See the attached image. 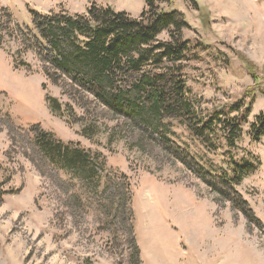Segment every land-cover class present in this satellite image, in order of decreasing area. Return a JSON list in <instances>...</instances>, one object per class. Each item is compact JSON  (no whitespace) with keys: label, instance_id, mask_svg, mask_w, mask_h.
Returning <instances> with one entry per match:
<instances>
[{"label":"rangeland","instance_id":"obj_1","mask_svg":"<svg viewBox=\"0 0 264 264\" xmlns=\"http://www.w3.org/2000/svg\"><path fill=\"white\" fill-rule=\"evenodd\" d=\"M93 2L134 17L147 8L146 0H0V7L37 32L33 11L83 13ZM159 4L164 11H181L189 24L183 37L195 54L184 63L191 124L214 120L209 145L192 134L184 119L166 121L163 135L78 97L79 104L88 105L90 120L100 125L94 137L83 136L68 106L73 105L78 119L83 109L47 79L34 50L0 31L14 69L0 80V264H134L125 235L117 239L99 229L94 213L82 217L65 201L61 205L54 184L40 175L30 157L34 151L26 132L35 125L65 142H81L101 153L109 169L129 176L140 264H264V137L255 141L252 134L264 112V0ZM158 39L169 40V33ZM12 56L29 66L15 69ZM0 68L5 69L1 59ZM254 86L251 95L247 90ZM48 96L62 103L63 117L54 112ZM246 109L250 113L232 147L224 122L233 127ZM12 131L14 142L9 138ZM178 149L195 159L202 176L195 166L178 160ZM237 166L256 169L236 188L260 224L249 225L241 211L232 209L230 199L216 202L218 195L208 185L207 179L216 183L223 176L234 177Z\"/></svg>","mask_w":264,"mask_h":264},{"label":"trees","instance_id":"obj_2","mask_svg":"<svg viewBox=\"0 0 264 264\" xmlns=\"http://www.w3.org/2000/svg\"><path fill=\"white\" fill-rule=\"evenodd\" d=\"M159 1L146 0L147 8L139 17L96 2L83 13L60 9L46 14L33 11L37 32L15 22L10 11L0 7V31L10 38L19 37L22 45L34 50L47 79L83 109V116L78 119L73 105L68 106L75 117L73 123L80 124L83 136L94 137L100 125L98 120H90L88 105L79 104L78 97L87 104H100L115 117L139 121L163 135H167L166 121L184 119L192 134L209 145L215 134L214 120L191 124L193 108L188 99L184 63L194 59L195 54L183 37L189 24L181 11H164ZM165 31L170 39L160 41L158 38ZM0 47L6 49L4 34H0ZM20 65L29 66L16 63ZM248 66L257 78L255 68ZM256 88L250 87L247 92L253 95ZM47 100L54 112L63 117V105L58 98L48 96ZM249 113L246 109L244 118L238 117L233 127L224 122L227 127L224 129L230 134L227 140L230 146H237L242 123ZM258 121V129L252 130L255 141L264 137V112ZM15 133L9 132L10 141H15ZM26 135L33 146L31 160L40 175L54 184L61 205L65 201V205L75 207L82 217L94 213L99 229L117 239L121 233L125 235L129 249L134 251L133 263L140 264L129 176L109 169L101 153L85 148L81 142H65L41 125L33 126ZM177 151L178 160L187 167L195 166L198 176L204 174L194 158L184 150ZM237 169L239 173L234 177L223 176L216 183L207 179L208 185L219 196L216 202L228 198L232 209L241 211L249 225L260 224L253 208L236 188L256 169L250 166H237ZM52 173L56 176H51Z\"/></svg>","mask_w":264,"mask_h":264},{"label":"crops","instance_id":"obj_3","mask_svg":"<svg viewBox=\"0 0 264 264\" xmlns=\"http://www.w3.org/2000/svg\"><path fill=\"white\" fill-rule=\"evenodd\" d=\"M5 51L8 52L6 49L0 47V59L5 64V69L4 70L0 68V80L6 75V73L12 74L13 71H14V69L12 68V64L9 61V58H8V56H7ZM12 57H11V59H12ZM13 61H14V57H13ZM13 61H12V63H13ZM14 65H15V63L13 64V67H14ZM17 67L15 65V69H21L22 68L21 66H19V68H17Z\"/></svg>","mask_w":264,"mask_h":264}]
</instances>
